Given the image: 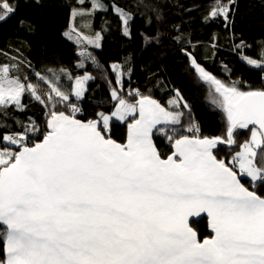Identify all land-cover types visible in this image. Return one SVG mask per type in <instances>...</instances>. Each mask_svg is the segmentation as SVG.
<instances>
[{"label": "snow or ice", "instance_id": "snow-or-ice-1", "mask_svg": "<svg viewBox=\"0 0 264 264\" xmlns=\"http://www.w3.org/2000/svg\"><path fill=\"white\" fill-rule=\"evenodd\" d=\"M233 3L216 0L209 18L223 17L227 26ZM92 6L93 11L104 7L98 0ZM112 8L129 35L131 12L115 3ZM16 10L3 0L0 22ZM77 14L85 13L74 10ZM242 59L264 70V50L259 60ZM192 63L223 98L227 139L181 135L173 143L161 128L173 148L167 159L153 144L152 132L157 125L179 124L182 113L138 91L130 103L113 88L114 110L85 122L76 118L80 108L72 97L82 98L83 82L93 79L87 73L68 91L58 83L61 76L72 80L66 70L59 75L50 70V76L36 72L45 93L39 84L10 78L12 66H0V109L14 104L24 111L23 93L50 108L46 127L17 122L22 132L0 138V227L5 229L0 264H264V195L241 182L248 179L253 189L264 184V90L240 91L236 81L225 84ZM111 68L120 85L122 66ZM181 99L177 93L169 104L179 107ZM59 104L70 111H58ZM113 117L132 120L125 144L110 137ZM249 125H254L251 141L240 145L231 161L218 159L213 150L232 145L235 130ZM186 131L199 133V127L192 122ZM32 139L39 142L28 146ZM201 213H207L213 233L202 242L189 219Z\"/></svg>", "mask_w": 264, "mask_h": 264}, {"label": "trees", "instance_id": "trees-1", "mask_svg": "<svg viewBox=\"0 0 264 264\" xmlns=\"http://www.w3.org/2000/svg\"><path fill=\"white\" fill-rule=\"evenodd\" d=\"M91 1L83 0L81 4L80 0H8L17 10L9 19L0 22V66H12L10 78H19L25 84H39L45 93L47 87L38 82L36 72L50 76V70L58 75L61 69L66 70L72 80L61 76L58 83L62 90L68 91L72 90L77 76L89 73L93 79L86 82L84 96L79 100L72 97L73 104L80 108L76 118L83 121L94 119L98 112L113 110L117 102L111 98L113 88L130 103L138 99L137 91L155 97L166 109L183 114L179 124L163 127L173 136L172 142L181 135H194L186 131L192 122L198 125L197 135L201 138L220 136L227 139V115L212 101L215 85L198 74L192 67V60L225 84L236 81V86L244 92L264 90V70L242 59L259 60L264 50V0H235L227 26L223 17L209 18L216 0H98L109 13L99 26L105 37L104 46L83 44L63 49L43 17V8L90 9ZM220 2L228 3V0ZM114 3L132 14L127 36L121 31L122 21L112 8ZM241 42L243 46L238 48ZM114 62L120 63L124 72L120 85H116V75L112 72ZM81 64L83 67H79ZM177 93L182 98L179 107H168V99ZM21 103L24 111H18L14 104L0 109V125H8L0 127V138L22 132L23 127L17 122L34 121L46 127V112L50 108L27 93L21 95ZM185 103L188 108L183 107ZM57 110L70 111L63 104L57 105ZM131 121V118L112 119L109 122L111 139L124 143L126 126ZM251 129H236L232 145L220 144L213 150L217 158L231 161L240 145L249 140ZM36 142L38 139H32L29 145ZM154 143L162 157L171 152L172 144L160 130L154 134ZM241 182L258 195H264V184L253 189L248 179ZM191 225L200 240L210 236L205 217ZM4 230L0 227V232Z\"/></svg>", "mask_w": 264, "mask_h": 264}, {"label": "rangeland", "instance_id": "rangeland-1", "mask_svg": "<svg viewBox=\"0 0 264 264\" xmlns=\"http://www.w3.org/2000/svg\"><path fill=\"white\" fill-rule=\"evenodd\" d=\"M98 3H100V2H98ZM74 10L76 12H84L85 14L84 15H78V14L74 15ZM108 14H109L108 11L104 7L103 8H97L95 11H93L92 1H91V8L90 9L76 8L73 10H63V9H54V10L51 9L50 10V9L43 8V17L45 19H47V21L49 22L52 30L56 34V39L58 41H60V43H62V45H64V46L66 45L64 43V41L68 45L72 44L73 46H75V45L82 46L83 44H89V45H92L95 47H97V45H99L98 48L101 46H104L105 37L102 34L101 29H99V26H100V22L102 21V19L104 17H106V18L108 17ZM121 31L124 34L123 22H122ZM97 34H99V36ZM63 38H64V41H62ZM113 64L121 65L120 63H117V62L112 63V65ZM85 74L86 73H84L83 75H81L79 77H83ZM87 74L90 76L89 73H87ZM87 81L88 80L84 81L82 86H81V90L83 91V96H84V93L86 90V82ZM74 84H75V81H74ZM5 87H7V86L5 85ZM240 91H242V90H240ZM213 93L214 94L212 97V101L214 103H216L218 105V107H220L221 109L224 110V108L222 106L223 105V98L220 95V93L216 92V86L214 87ZM176 97H177V94H175V97L172 96L168 99V102H167L168 107L176 105L175 103H173L172 105L169 104V101L175 102ZM113 110H114V108H113ZM168 110L176 112L175 110H172V109H168ZM110 113H111V111L108 113H105V114H110ZM112 119L117 120L115 117H113ZM118 121H120V120H118ZM174 125H176V124H174ZM9 134H11V133H9ZM251 139H252V131L250 132V138L247 142L251 141ZM258 139H259V137H258ZM255 147L256 146L253 145L254 149H255ZM240 151H241V148L238 152H240ZM237 171H239V165L237 166Z\"/></svg>", "mask_w": 264, "mask_h": 264}, {"label": "water", "instance_id": "water-1", "mask_svg": "<svg viewBox=\"0 0 264 264\" xmlns=\"http://www.w3.org/2000/svg\"><path fill=\"white\" fill-rule=\"evenodd\" d=\"M193 61V60H192ZM192 67L194 68V69H196V65H194L193 63H192ZM198 72V71H197ZM198 74L199 75H201L199 72H198ZM202 76V75H201ZM203 77V76H202ZM151 99H153V100H156L162 107H165L157 98H155V97H151V96H149ZM166 108V107H165ZM83 121V120H82ZM86 122V121H85ZM132 122V121H131ZM130 122V123H131ZM129 124V123H128ZM128 124H127V126H126V134H125V141H124V143H120V142H117V143H120V144H125L126 142H127V138H128ZM163 126H165L164 124H161V125H157L156 126V128H154L153 129V132H152V141H153V144L155 145V143H154V134L156 133V131L157 130H159L160 128H162ZM254 127V125H249V127L248 128H253ZM255 127H258V126H255ZM179 139V138H178ZM39 142V141H38ZM262 142H264V141H262ZM174 143V142H173ZM34 145V144H33ZM33 145H28V146H33ZM158 150V149H157ZM172 151H173V148H172V145H171V152L168 154V155H171V153H172ZM167 155V156H168ZM167 156H165V157H162L163 159H167ZM250 190V189H249ZM203 217H205V219H206V221H207V225H208V230H209V233H210V236H208V237H206V238H211V236L213 235V233H212V231H211V229L209 228V218H208V216H207V213H201L199 216H193V217H190L189 219H190V227H192V225H191V223L192 222H197V221H199L201 218H203ZM3 228V227H2ZM193 228V227H192ZM193 230L195 231V229L193 228ZM198 236V235H197ZM206 238H204V239H206ZM199 239V238H198ZM204 239H202V240H200L201 242L204 240Z\"/></svg>", "mask_w": 264, "mask_h": 264}, {"label": "crops", "instance_id": "crops-1", "mask_svg": "<svg viewBox=\"0 0 264 264\" xmlns=\"http://www.w3.org/2000/svg\"><path fill=\"white\" fill-rule=\"evenodd\" d=\"M57 40V39H56ZM62 41H64V38L62 39ZM57 42L61 45V47L63 48V49H71V48H73L74 46H72V44L70 45H68L65 41H64V43L66 44L65 46L64 45H62V43H60V41H58L57 40Z\"/></svg>", "mask_w": 264, "mask_h": 264}, {"label": "built area", "instance_id": "built-area-1", "mask_svg": "<svg viewBox=\"0 0 264 264\" xmlns=\"http://www.w3.org/2000/svg\"><path fill=\"white\" fill-rule=\"evenodd\" d=\"M194 135H197V133H194ZM233 158V157H232ZM238 166V164L236 165V167Z\"/></svg>", "mask_w": 264, "mask_h": 264}, {"label": "clouds", "instance_id": "clouds-1", "mask_svg": "<svg viewBox=\"0 0 264 264\" xmlns=\"http://www.w3.org/2000/svg\"><path fill=\"white\" fill-rule=\"evenodd\" d=\"M237 168V167H236Z\"/></svg>", "mask_w": 264, "mask_h": 264}]
</instances>
